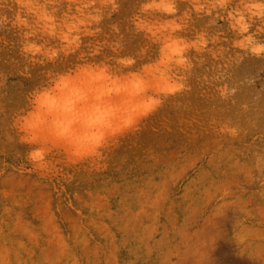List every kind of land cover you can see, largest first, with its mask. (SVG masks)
<instances>
[{
    "label": "rangeland",
    "instance_id": "1",
    "mask_svg": "<svg viewBox=\"0 0 264 264\" xmlns=\"http://www.w3.org/2000/svg\"><path fill=\"white\" fill-rule=\"evenodd\" d=\"M0 35L2 264H264V186L241 167L264 149L259 61L232 70L237 82L255 77L235 102L198 70L101 157L70 164L54 154L56 169L44 172L27 162L13 121L46 68L26 66L14 34ZM227 120L242 127L238 138L219 133Z\"/></svg>",
    "mask_w": 264,
    "mask_h": 264
},
{
    "label": "clouds",
    "instance_id": "2",
    "mask_svg": "<svg viewBox=\"0 0 264 264\" xmlns=\"http://www.w3.org/2000/svg\"><path fill=\"white\" fill-rule=\"evenodd\" d=\"M128 2L0 0V33L14 34L26 66L46 68L13 121L33 168L55 170L54 154L70 164L101 157L189 90L198 70L224 101L255 84L232 70L247 60L264 70V0H130V14L114 19ZM218 131L236 139L243 129L227 120ZM241 167L264 186V149Z\"/></svg>",
    "mask_w": 264,
    "mask_h": 264
}]
</instances>
